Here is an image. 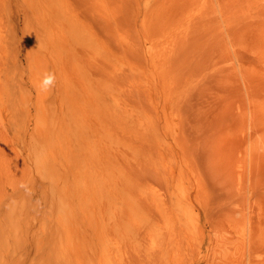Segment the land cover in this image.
<instances>
[{
  "label": "rangeland",
  "instance_id": "1",
  "mask_svg": "<svg viewBox=\"0 0 264 264\" xmlns=\"http://www.w3.org/2000/svg\"><path fill=\"white\" fill-rule=\"evenodd\" d=\"M0 264H264V0H0Z\"/></svg>",
  "mask_w": 264,
  "mask_h": 264
},
{
  "label": "clouds",
  "instance_id": "2",
  "mask_svg": "<svg viewBox=\"0 0 264 264\" xmlns=\"http://www.w3.org/2000/svg\"><path fill=\"white\" fill-rule=\"evenodd\" d=\"M54 82H55L54 74L51 73L45 74L44 79L42 81V89L45 91L48 90L53 85Z\"/></svg>",
  "mask_w": 264,
  "mask_h": 264
},
{
  "label": "bare ground",
  "instance_id": "3",
  "mask_svg": "<svg viewBox=\"0 0 264 264\" xmlns=\"http://www.w3.org/2000/svg\"><path fill=\"white\" fill-rule=\"evenodd\" d=\"M145 203V205H152L154 203V200L153 199H146L144 201H142Z\"/></svg>",
  "mask_w": 264,
  "mask_h": 264
}]
</instances>
